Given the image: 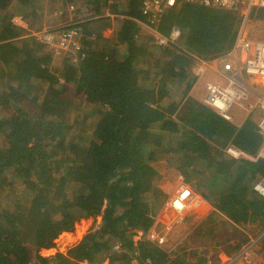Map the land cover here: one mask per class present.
<instances>
[{"label":"trees","instance_id":"1","mask_svg":"<svg viewBox=\"0 0 264 264\" xmlns=\"http://www.w3.org/2000/svg\"><path fill=\"white\" fill-rule=\"evenodd\" d=\"M141 3L111 0L109 10L119 24L110 38L102 37L99 20L84 23L92 37L83 45L84 59L64 62V84L53 70L51 52L20 38L22 32L7 17L0 21V109L6 115L0 120V264H130L134 252L153 264L165 263L169 254L145 236L134 243L132 232H147L155 207L166 198L154 165L159 157L212 204L215 211L207 224L217 221L231 229L264 225V199L251 183L264 176V161L236 160L217 150L192 120L184 121L179 100L166 101L174 82L194 84L193 57L209 59L232 47L240 17L178 1L158 29L167 35L178 27L185 50L167 44L161 49L163 60L151 56L155 48L137 42L138 21L145 20ZM34 9L32 0H0V10L9 16L19 11L27 18ZM249 18L264 24V8ZM78 99L99 107L87 141H79L66 121ZM255 130L247 120L232 142L255 154L261 144ZM73 133L79 139L70 137ZM3 189L12 192L10 202L2 199ZM95 215L101 219L98 228L88 230L66 254L36 253L45 239L73 232L77 218Z\"/></svg>","mask_w":264,"mask_h":264},{"label":"built area","instance_id":"2","mask_svg":"<svg viewBox=\"0 0 264 264\" xmlns=\"http://www.w3.org/2000/svg\"><path fill=\"white\" fill-rule=\"evenodd\" d=\"M178 1L215 10L233 11L239 15L241 25L235 36L231 55L240 56L243 69L241 70L234 63L221 62V67L217 66L216 72L224 83L207 82L204 87V102L222 121L229 123L233 120L234 108H240L248 115L261 111L257 132L261 137L262 145L256 155L250 156L244 153L235 146L232 140L225 139V147L220 149L234 159L264 160V43H255L246 39L243 31L249 14L252 10L264 8V0H142V14L146 20L148 18L150 23H158L160 16L175 7ZM11 21L15 27L25 31L37 44L56 49L60 54L75 50L76 59L72 63L84 59L83 45L81 46L78 41L80 32L75 26L57 31L52 29L39 31L32 30L22 18L14 17ZM162 39L166 43L176 45L181 40V31L173 26L167 36L161 37ZM252 190L264 199V176L253 182ZM207 207H210L208 202L190 185L181 180L165 200L158 216H153L152 227L146 234L148 241L162 248L178 226L191 217L204 216ZM95 227L97 229L98 225ZM245 244L237 255L226 258L221 264H246L253 252L257 255L261 254L264 250V229L257 236L249 238ZM137 257L139 256L135 258ZM133 264H152V261L148 257L145 259L139 257ZM205 264H220V262L208 260Z\"/></svg>","mask_w":264,"mask_h":264},{"label":"rangeland","instance_id":"3","mask_svg":"<svg viewBox=\"0 0 264 264\" xmlns=\"http://www.w3.org/2000/svg\"><path fill=\"white\" fill-rule=\"evenodd\" d=\"M69 10L71 11L72 8L71 9L69 8ZM167 11H169V10H167ZM167 11H165L163 13V15L160 16V18H159L160 20L158 23H150L148 18H147V20L145 19L142 22L138 21L140 29H139V32L137 35V42L140 44L148 45V46L152 47L153 49L155 48L154 50H156V51L154 53H153V51H151V54H152L151 56H153V57H160L161 56L163 58V60H165L167 57L165 56L166 53L162 52V50H163L162 47L167 46V44H169V43H166L163 39L161 40V37H165L168 34L163 35L162 32L158 29V26L161 24L162 17L164 16V14ZM72 14H73L72 20L76 19V13L72 12ZM114 17H116V16L113 15L112 18H114ZM116 18H118V17H116ZM116 18H115L116 25L118 26L119 22ZM4 19L6 20V16L4 17L3 14L0 13V21L4 20ZM99 23L103 24V22H99ZM245 23L246 24L243 27L245 38L252 41V42H255V43H264V24H262V23L258 24L256 22H254L253 19H250L249 17L247 18ZM39 24H40V22H37L35 24V26H33V27L35 28V27H40V25H43L42 23L40 25ZM73 24L76 25V23H74V22H69V23L66 22L65 24H62V25H64V27H61L62 25L59 24V25H51L50 28L53 31L54 30L57 31V30H60L62 28H68ZM240 25H241V22H240L238 28L236 29L234 39H235L236 34L238 33ZM91 26L92 25H90L89 27H91ZM104 26H105V24H104ZM53 27H56V28H53ZM75 28H76V30H78L80 32L79 33L80 36L78 39V41L80 42L79 44L81 46L84 45L85 43L87 44L90 41V38L87 37V34H85V32L83 31V28L80 26L78 27V25H76ZM102 29H104V28H102ZM102 31L103 30H101V35H102ZM112 32L108 36L107 35L108 31L105 29L103 31V34H106V36H104V37L108 36L107 38H110L112 36ZM102 37H103V35H102ZM20 38L30 39V36H28L27 33H25ZM76 40H77V38H76ZM31 41L35 42L34 40H31ZM97 41L98 40H95L96 43H93V44H97ZM98 44H100V43L98 42ZM39 45L44 50L47 49L48 52L52 53L53 70L55 71L56 74H59V77H60L59 80L62 84H64V79H63L64 77H63V72L61 71V69L63 68L64 62H70L71 63V62L75 61L76 51L71 50L70 52L60 54V52H58L56 49H52L51 47H48V46L46 47V46H43L41 44H39ZM176 46L185 50L181 44V40L178 41ZM160 51L162 53H159ZM231 52L232 51L230 49L229 51H226L225 54H221L220 56H222V59L224 62H229L231 64L234 63V64L238 65V67L242 70L243 66H242V64H241L242 62L239 58L240 56L239 55H231ZM149 57L150 56H148L147 59H149ZM214 58L215 57H212L210 59V61L206 60L205 66H208V65L214 66V63L211 62V60H213ZM193 60H196V57H193ZM193 64H194V62H192V65L190 68L191 72L194 69ZM197 82H198V80L196 77V80L194 82L195 84H193L190 87L187 85L186 82H174L172 85H170V87H171L170 88V96L166 99V101H169L171 99H177L180 101L181 108L182 109L184 108L182 111H180L181 112L180 114L184 117V121L187 120L188 114L190 113V109L188 108L189 106L186 105V102H188L189 99L194 98V100H196L197 102L204 104L205 93L203 92V89H204L205 80L201 79V81H199V83H197ZM69 85H67V86L69 87L70 91L71 90L74 91V87L71 85L69 86ZM1 92H2V88L0 87V93ZM26 104H20V105H21V107L26 108ZM68 109L69 110L66 114V121L70 122L71 124L74 125V132H76V136L79 137L80 139L75 137L74 133L72 135H70V137H75V138L79 139V141L80 140H86V139L89 140V138L91 137L92 132L94 130V125H95L97 118H98L99 107L96 105L90 106L88 104L85 106L84 100L78 99L77 103L69 106ZM3 112H2V108H1L0 109V120L1 119L3 120L4 118H6V115ZM10 112L11 111H6L7 114H9ZM239 112H240V114L237 113L236 117L238 119H241V117H239V116H241V114L243 115V113H242V111H239ZM258 112H259V115L262 114L261 111H258ZM254 117L256 119L258 118L256 116H254ZM239 122H240V120L238 121V123ZM3 142H4V135L0 134V145H2ZM69 142H73V139H71ZM155 149H157V148H155ZM155 149H154V147H151V150L154 152H155ZM257 153H258V151L256 152V154ZM236 160H238V159H236ZM154 163H155L154 164L155 167L158 169V171L161 174V180L159 182V185H160L159 188L166 195V198H165V200H166L168 198V196H170V194L174 191L177 184L181 180H183V178L175 170V166L172 163H168L165 160V158L159 157V159H157ZM154 179H155V177H154ZM184 182L187 183L188 185H190V187H192V189L198 195H201L208 202V206H210V207H207L206 214L204 216H202V217H199V216L198 217H191L185 223L178 226L177 229L174 230L170 234L168 242L161 248L167 254H169V258L163 264H167L170 261L172 264H178V263L179 264H205L208 260L213 259V257H214L213 254L216 252L217 249L221 248L222 250H225V251H230V249L234 250L233 248L235 247L236 242L239 243L245 237L249 241V238H253L256 236L255 234L257 232H254L256 229H254L253 228L254 226H252V225L248 226V228H250V229H245L244 227H241V226H236L235 229H231L228 226L222 225L217 221L214 223L207 224L208 215L213 212L211 203L200 192L196 191L192 184H190L186 181H184ZM251 183L253 184V182H251ZM10 194H12L10 189H8V190L3 189L2 199L7 201V202H10L12 200L11 198H9ZM165 200H164V202H165ZM164 202L162 204H158L155 207V211H154L156 213L155 215L158 216V213L160 212V210L164 206ZM95 216L99 217L97 219L101 220L99 215H95ZM95 216H91V217H95ZM88 218H90V217H88ZM223 220L224 221H231L227 217H223ZM201 223H202V231L200 233H197V228ZM96 224H93L90 227V230L94 229ZM82 225L83 224H80L79 227ZM151 227H152V224L149 227V229ZM75 230H76V226L74 225V231L73 232H61L56 237L53 238L54 239L53 241H55L58 246L56 249L57 252H54V254H52V256H55V254H57V253H61L63 255L66 254L67 250L72 247L71 243L73 241H77V242L79 241V239L77 240L76 238L80 237L81 234L80 233L76 234ZM79 232H80V228H79ZM132 232H134V236H133L134 243H137V241H139L142 236H145L146 239L148 238V236H146L147 232H141L138 230H135V231L133 230ZM50 242L51 241L49 239H46V241L43 242L41 245H39V247L37 246L36 247V253H38V250L40 248H42L44 244H47V243L49 244ZM245 243L246 242H244L242 244V246L246 245ZM116 248H118V246H116L115 249ZM133 255H134V257L131 260L130 264H133L134 262H136L137 259H139V257H141L142 259L147 258V257L140 256V254H138L137 252H134ZM137 255L139 257L135 258ZM52 256H50V257H52ZM176 258L178 259V263L174 262ZM83 263H87V261H83L80 264H83ZM105 263L109 264L108 260H104L100 264H105ZM152 264H153V262H152Z\"/></svg>","mask_w":264,"mask_h":264},{"label":"crops","instance_id":"4","mask_svg":"<svg viewBox=\"0 0 264 264\" xmlns=\"http://www.w3.org/2000/svg\"><path fill=\"white\" fill-rule=\"evenodd\" d=\"M32 1H33V4L35 5V9H34V12L32 14H30L27 18L22 13H19V11H14L10 16L7 15L6 11H4V10H0V13L3 14L4 17L6 16L9 19L11 24H12V21H11L12 18H14V17L22 18L23 20H25L27 22L28 26L33 30L51 29L50 28L51 25H59V24L62 25V24H65L66 22H68V23L74 22V23H76V25H78V27L80 26L83 28V31L85 32V34H87L88 38L90 37V34L86 31V28L84 27V23L97 22V20H99L98 22H103V26H104V24H105V26L103 27L104 29H102V30L104 31L106 29L108 31V33H107L108 36L113 30L117 29V27H118L116 25V20H115L116 17L112 18L113 14H111L110 10H109V5L111 3V0H72V1L71 0H32ZM20 6L22 7V5H20ZM69 8L70 9L72 8V10L70 11ZM72 12L76 13V19H74V20H72V17H73ZM37 22H40V24L42 23L43 25L39 24L40 27L34 28L33 26H35V24ZM240 22H241V20H240ZM76 25L73 24L71 26H76ZM61 27H64V25H62ZM53 28H56V27H53ZM15 29L18 32H22V35H24L26 33L25 31L20 30L17 27H15ZM103 31H102L103 38H107L108 36L104 37V36H106V34H103ZM20 37H22V36H20ZM233 40H234V38H233ZM210 59L211 58H209V59L196 58V60H193V62H194L193 68L194 69L192 70L191 74L193 76H195V78L197 77V80H198L197 83H199V81H201V79H204L205 84L207 82L223 84L224 81L220 78L219 74L216 73V67L217 66L221 67L220 64L223 61L222 56L217 55V56H215V58L213 60H211V62L214 63V66H210V65L203 66V63H205L206 60L210 61ZM205 69L207 71L208 70L209 71L207 72ZM205 84H204V87H205ZM203 92H204V89H203ZM186 105L189 106L188 108L190 109V113L188 114V119L192 120V122L194 124H196V129L200 133L201 137L204 140H206L207 142H209L210 144H212L217 150L225 147V144H226V141H224L225 139L226 140L235 139L237 136L238 128L249 119L254 122V127L256 128L255 131H257V123L261 117L260 116L261 114L259 115L258 111L248 115L245 113V111L240 110V108L239 109L234 108L233 114H232L233 120L231 123H229V122L222 121L216 115V113H214L205 104V102H204V104H201V103L197 102L196 100H194V98H192V99H189L188 102H186ZM239 111H242V113H243V115L241 114V116H239V117H241V119H238L236 117L237 113L240 114ZM208 112H210L211 114H213L216 117L215 118L212 117L213 119H210ZM254 116H256L258 118L256 119ZM239 120H240V122L238 123ZM211 126H213V129L216 128L215 126H217V130L213 134L210 135ZM259 137H260V135H259ZM260 142H261V144L259 145V148L262 145L261 137H260ZM233 143H234V141H233ZM240 150H242V149H240ZM220 151L222 153H224L222 150H220ZM243 152L246 154H249L245 151H243ZM255 154H253V155L249 154V155L254 156ZM247 161H249V160H247ZM257 161H259V160L249 161V162L255 163ZM259 177H261V176H259ZM258 178H256V179H258ZM255 180H253L252 182H254ZM158 186H160V185H158ZM211 206H212V204H211ZM212 211L213 212L215 211L213 206H212ZM97 218H99V217H96V216L90 217V218L81 217V218H77L75 220L74 225L76 226V230H75L76 234H79V233L81 234L80 237L76 238L77 240L79 239V241H80V238L82 237V235L84 233H86L88 230H90V227L93 224L97 223L96 225H98V226L100 225V220ZM79 223L83 224L84 226L82 225L79 227V225H80ZM79 228H80V232H79ZM95 229H96V227H95ZM263 229H264V225L260 228H257L256 229L257 231L256 230L254 231V232H257L255 235L257 236V234L259 232H261ZM49 240L51 241L49 244L48 243L44 244L43 247L38 250L37 254L39 256L50 257V256H52V254H54V252H57L56 249H57L58 245L56 244L55 241H53L54 239H49ZM45 241H46V239H45ZM247 241H248V239H245V242H247ZM78 242L73 241L71 243L72 247L74 245H76ZM241 248H242V245L236 251L231 250V249H230V251H225V250H222L221 248H219L213 254L214 257H213L212 261L213 262L218 261L221 264L226 258H230L232 256L237 255L240 252ZM174 262L178 263V259L176 258ZM170 263H171V261L168 262L167 264H170ZM238 264H241V263H238ZM246 264H264V250L261 251V254H259V255L254 254V252H253L251 254V257L248 260V263H246Z\"/></svg>","mask_w":264,"mask_h":264},{"label":"clouds","instance_id":"5","mask_svg":"<svg viewBox=\"0 0 264 264\" xmlns=\"http://www.w3.org/2000/svg\"><path fill=\"white\" fill-rule=\"evenodd\" d=\"M255 192V191H254ZM256 193V192H255ZM261 197V196H260ZM262 198V197H261ZM263 199V198H262Z\"/></svg>","mask_w":264,"mask_h":264}]
</instances>
